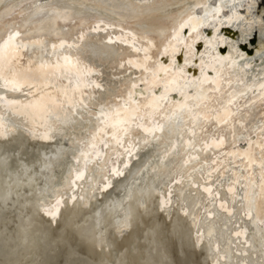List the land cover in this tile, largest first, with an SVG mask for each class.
I'll return each instance as SVG.
<instances>
[{
	"label": "bare ground",
	"instance_id": "bare-ground-1",
	"mask_svg": "<svg viewBox=\"0 0 264 264\" xmlns=\"http://www.w3.org/2000/svg\"><path fill=\"white\" fill-rule=\"evenodd\" d=\"M0 264H264V0H0Z\"/></svg>",
	"mask_w": 264,
	"mask_h": 264
},
{
	"label": "water",
	"instance_id": "water-1",
	"mask_svg": "<svg viewBox=\"0 0 264 264\" xmlns=\"http://www.w3.org/2000/svg\"><path fill=\"white\" fill-rule=\"evenodd\" d=\"M9 208H2V210H0V217L3 218L4 216L9 215Z\"/></svg>",
	"mask_w": 264,
	"mask_h": 264
}]
</instances>
